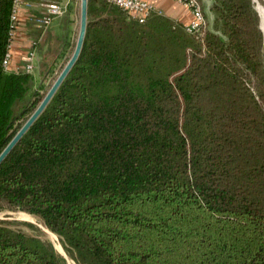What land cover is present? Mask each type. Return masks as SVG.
I'll use <instances>...</instances> for the list:
<instances>
[{
	"label": "trees",
	"instance_id": "trees-1",
	"mask_svg": "<svg viewBox=\"0 0 264 264\" xmlns=\"http://www.w3.org/2000/svg\"><path fill=\"white\" fill-rule=\"evenodd\" d=\"M194 1L196 32L88 0L77 62L0 164V213L34 217L74 264H264L261 16L253 0ZM13 2L0 0V153L77 39L68 4L16 53L21 28L51 24L21 13L12 37ZM0 264L66 261L35 225L0 220Z\"/></svg>",
	"mask_w": 264,
	"mask_h": 264
},
{
	"label": "built area",
	"instance_id": "built-area-1",
	"mask_svg": "<svg viewBox=\"0 0 264 264\" xmlns=\"http://www.w3.org/2000/svg\"><path fill=\"white\" fill-rule=\"evenodd\" d=\"M109 5L116 6L127 13H133L138 18L139 22H142L144 18L150 13L156 11L162 14L161 11L156 10L150 4L141 0H102ZM178 4H181L190 9L192 15V21L188 27H185L188 32H196L201 26L204 25V19L199 4L194 0H173ZM68 5V0H53L50 2H42L38 6L43 11L42 15H32L29 22L38 25L40 28H47L55 17L61 16ZM34 6L31 0H14L12 14H11V26L13 28L11 36H14L15 27L19 20V16L23 10H28ZM10 60V54L8 53L3 61V68L8 69V63ZM36 60V54L34 49H30L25 55L21 57L22 69L26 72H32Z\"/></svg>",
	"mask_w": 264,
	"mask_h": 264
},
{
	"label": "water",
	"instance_id": "water-1",
	"mask_svg": "<svg viewBox=\"0 0 264 264\" xmlns=\"http://www.w3.org/2000/svg\"><path fill=\"white\" fill-rule=\"evenodd\" d=\"M255 3V10L258 13V1L253 0ZM87 6H88V0H80V11H79V29L77 34V39L75 43V47L73 50V53L44 96L43 100L40 102L38 107L35 109V111L30 115V117L27 119V121L23 124V126L20 128V130L15 134V136L12 138V140L7 144V146L4 148V150L0 153V164L4 161V159L8 156V154L12 151V149L17 145V143L21 140L23 135L27 132V130L32 126V124L37 120V118L41 115V113L44 111L70 70L73 68L75 63L77 62L79 55L82 50L85 34H86V27H87ZM262 10L264 11L263 7L259 5ZM259 15V13H258ZM260 18V16H259ZM261 20V19H260ZM261 24V21H260ZM261 29V28H260Z\"/></svg>",
	"mask_w": 264,
	"mask_h": 264
},
{
	"label": "crops",
	"instance_id": "crops-1",
	"mask_svg": "<svg viewBox=\"0 0 264 264\" xmlns=\"http://www.w3.org/2000/svg\"><path fill=\"white\" fill-rule=\"evenodd\" d=\"M50 1L53 0H31L34 6H32V8L28 10H23L21 13L42 15L43 11L38 5L42 2H50ZM141 1L150 4L156 10L161 11V13L164 16L171 18L174 21H177L178 23L182 24L184 27H188L192 21V15L190 9L181 4H178L173 0H141ZM36 33H37V29L34 25H29L28 28H24V27L21 28V33H19V38L16 40L13 46L15 52L17 53V52L25 51L27 47V43L30 40V37L35 38Z\"/></svg>",
	"mask_w": 264,
	"mask_h": 264
},
{
	"label": "rangeland",
	"instance_id": "rangeland-1",
	"mask_svg": "<svg viewBox=\"0 0 264 264\" xmlns=\"http://www.w3.org/2000/svg\"><path fill=\"white\" fill-rule=\"evenodd\" d=\"M262 1H264V0H262ZM68 4L73 6V13L71 14V27H72V30H73L72 38L75 41V38H77L78 29H79L80 0H68ZM261 14H262L261 30H262V32H264V13H263L262 10H261ZM50 28H53L54 29L53 23L51 24V26L49 28H47L46 32L43 33L44 35L43 34L41 35V33H39V31H38L36 33V35H35L36 36L35 39L41 37V40L40 41L42 43L43 40H44V38H45V36H46V33L49 31ZM54 44H55V41L52 42L53 47H54ZM49 82H50V80H46V83H49ZM0 220L22 221V222H27V223H30V224L35 225L37 228L40 229L42 236L45 237V238H47L53 244V247L57 251V253H59L60 255H62L64 257V259L66 261V264H74L64 254L61 246L58 243L57 237L55 235H53L50 231H48L47 229H45L42 225L38 224L37 221H36V219L34 217L29 216L27 214H23V213L4 212V213H0ZM23 230H25L30 235L36 234L33 230H31L29 228H23Z\"/></svg>",
	"mask_w": 264,
	"mask_h": 264
},
{
	"label": "bare ground",
	"instance_id": "bare-ground-1",
	"mask_svg": "<svg viewBox=\"0 0 264 264\" xmlns=\"http://www.w3.org/2000/svg\"><path fill=\"white\" fill-rule=\"evenodd\" d=\"M259 3V2H258ZM258 12H259V15L261 16V24H262V14H261V10H262V8L258 5ZM263 11V10H262ZM263 13H264V11H263ZM263 29V28H262ZM264 33V32H263Z\"/></svg>",
	"mask_w": 264,
	"mask_h": 264
}]
</instances>
